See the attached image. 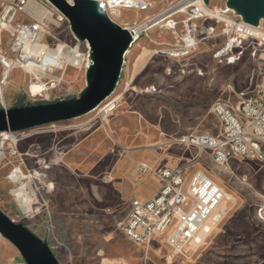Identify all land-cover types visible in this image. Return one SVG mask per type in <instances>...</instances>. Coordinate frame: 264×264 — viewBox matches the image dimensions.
Segmentation results:
<instances>
[{"label": "rangeland", "instance_id": "1", "mask_svg": "<svg viewBox=\"0 0 264 264\" xmlns=\"http://www.w3.org/2000/svg\"><path fill=\"white\" fill-rule=\"evenodd\" d=\"M150 1L153 6L147 11L121 8L120 17L111 11L109 16L129 29L180 0ZM225 4L229 6L227 0H208L206 7L219 8ZM231 8L235 11L233 18L244 20L238 9ZM185 17L175 16L176 33L163 23L140 34L125 55L120 82L109 98L119 97V103L108 114L99 116L98 108L75 119L19 131L16 146L12 141L3 143L0 137V151L4 154L0 162V209L32 231L44 227L50 232L47 209L59 221L72 217L73 224L65 234L66 242L55 252L62 264H100L103 252L113 249L111 238L117 239L119 233L124 237L116 224L118 213H112L117 200L110 172L117 152L122 150L118 141H125L137 132L151 136L153 142L160 138L162 131L179 140L192 133H218L217 119L209 107L217 99L233 96L249 86L252 52L259 39L247 35L240 47L226 50L229 37L222 33L223 24H218L217 34L202 40L198 50L188 58L179 60L161 53L180 43ZM259 25L264 28V18ZM54 33L51 31L46 39L67 44V52L77 47L67 23ZM11 38L7 31L0 34V57L9 52ZM85 49V43H81L80 52L85 53L81 68L71 64L76 59L74 55L65 54L71 63L63 72L55 74L62 81L55 88L46 89L42 96L38 94L45 88L43 82L34 84L32 77L22 71L9 74L3 82L0 63V88H4L6 99L4 105L0 99V107L78 97L87 83ZM240 50L243 53L238 59ZM182 64L186 65L185 73L181 72ZM136 73V78L129 83ZM178 143L175 152L185 157L178 164L190 163L191 171L204 170L235 197L236 203L216 223L202 245L191 247L188 256H179L172 264H264V165L241 158L231 159L226 166L220 165L209 151ZM108 150L109 155L105 156ZM22 159L24 173L32 175L24 181H30L35 192L29 210L17 200L13 190L19 184L10 178L12 169ZM37 200L44 206L40 214L31 218L25 212L38 210L34 206ZM54 226L51 235L61 240L62 228L57 223ZM62 253H66L69 263L67 258H61ZM19 262L25 261L17 247L0 234V264Z\"/></svg>", "mask_w": 264, "mask_h": 264}, {"label": "built area", "instance_id": "2", "mask_svg": "<svg viewBox=\"0 0 264 264\" xmlns=\"http://www.w3.org/2000/svg\"><path fill=\"white\" fill-rule=\"evenodd\" d=\"M30 1L45 8L56 23L47 16L40 17L31 11ZM181 1L148 16L147 20L142 22L143 25L150 23L140 31V34L147 31L149 26L163 23L175 32L177 26L175 16L178 14L186 16L183 20L184 28L180 43L161 50L164 55L179 60L188 58L198 50L202 40L217 34L218 24H223L222 33L229 37L226 50L234 46L240 47L243 37L247 35L258 38L257 47L264 50V38L250 34L244 26L249 23L233 18L232 14L235 11L226 4L207 11L205 4L200 2H185L177 6ZM101 5L108 15L112 8L147 11L153 6L150 0H104ZM208 19L210 21L205 23ZM64 23H67L72 32L69 20L48 0H0V32L7 31L12 37L9 52L3 53L0 57L3 67L2 79L5 80L16 66L23 67L33 81L43 82L45 88L38 94L42 96L46 89L55 88L62 81V78L56 77L55 74L63 72L71 63L66 53L76 58L71 64L78 68L83 66L82 55L85 56V53L80 52L81 43H85L86 46L84 51L87 52L85 57L87 60L84 67L87 69L90 63V48L87 42L80 41L72 32L77 47H72L70 52H67V44L62 45L45 38L51 31L56 35L54 31L60 30ZM253 27L264 32V28L259 24ZM137 39L134 38V43ZM242 53L240 50L238 59ZM252 54L255 57L256 71L257 67L259 71L255 93L241 100L238 110L222 100L212 104L211 110L222 125L220 134L193 133L181 140L190 146L210 151L213 159L220 165H228L233 158L257 161L264 165V57L257 59V48ZM181 67V72L185 73L186 65L182 64ZM0 99L4 105L1 89ZM111 102L114 103L112 106ZM118 103L119 100L113 97L99 107L98 115L108 114ZM16 134L17 132L4 131L0 133V137L3 143L12 141L16 146L19 142ZM122 152H126V149L122 148ZM22 164H25L23 159L12 169L10 178L13 181L24 172ZM190 165L187 163L156 168L155 174L161 180L158 192L148 200L134 198L125 217L118 222L119 229L133 240L145 245H149L153 238L159 235L177 256H188L192 246L198 248L202 245L206 239L203 234H207L208 237L213 231L208 223L210 220L217 223L216 212L227 195L224 188L204 170L191 171ZM147 169L149 167L146 164L139 167L141 171ZM38 203L39 200L34 203L38 210L23 212L34 218L41 213V207L44 206L40 203L36 206ZM47 214V225L54 234L55 226L49 209ZM49 245L55 253L64 243L58 236L53 235ZM55 255L57 257L56 253Z\"/></svg>", "mask_w": 264, "mask_h": 264}, {"label": "water", "instance_id": "3", "mask_svg": "<svg viewBox=\"0 0 264 264\" xmlns=\"http://www.w3.org/2000/svg\"><path fill=\"white\" fill-rule=\"evenodd\" d=\"M69 20L73 34L90 48L86 87L78 97L0 108V133L19 132L71 120L97 110L114 94L125 55L137 31L115 22L99 0H48ZM244 21L258 25L264 18V0H227ZM150 23V22H149ZM144 25L140 31L149 25ZM139 31V32H140ZM0 234L19 250L26 264H61L46 240L23 222L0 209Z\"/></svg>", "mask_w": 264, "mask_h": 264}, {"label": "crops", "instance_id": "4", "mask_svg": "<svg viewBox=\"0 0 264 264\" xmlns=\"http://www.w3.org/2000/svg\"><path fill=\"white\" fill-rule=\"evenodd\" d=\"M2 33L3 32H0V34ZM261 57H264V50L261 47H257V59ZM252 60L253 67L250 75L249 86L247 88L245 87L240 89L233 96L230 95L226 98H219L217 100L225 101L233 109L238 110V104L241 100L255 93L259 80V71L258 67L256 71L254 61L255 57H253V54ZM16 70L28 74L23 67L16 66L11 71L10 76ZM137 74L138 73L130 78L129 83L136 78ZM128 89L129 88L125 90L128 91ZM212 104L209 107V112L214 114L211 110ZM214 116L216 117L218 123V133L213 134H220L222 131V125L219 118L215 114ZM170 134L171 133L167 131H162L160 133V138L156 142H153L151 136L142 134V132H137L135 136L127 138L125 141H118L121 149H126V152H122V150L117 152V156L112 162V169L110 172V177H112L111 182L113 183L112 186L114 189V198L117 200V204L112 207V213L123 214L121 217L118 214L116 215L117 226L118 222L125 217L131 201L134 198L148 200L158 192L161 186V180L155 174L154 170L156 168L164 166L174 167L179 163V161L185 159L183 156L184 154L181 155L175 152V147L179 145L178 142L182 141L175 137L173 139V135ZM210 154L212 155L211 152ZM108 155L109 150L105 156ZM141 164H146L149 169L146 171L139 170ZM234 217H236V215ZM52 218L54 225L57 223L58 227L60 226V228H62V230H60L61 235L59 234L61 241L66 242L65 234L67 227L73 224L74 219H72V217H65L59 221L58 219H55L54 214ZM33 232L43 240H46L48 243L52 240L51 232L44 227ZM120 232L124 237L121 238L119 233L117 234V239L116 237H113L114 239L111 238L113 249L104 252L102 251L103 255L101 257L102 260L100 264H172L175 262L176 258L179 257L174 254L173 251L172 253L168 249L170 247L165 244L159 235L155 236L149 245H145L133 240L122 230H120ZM61 258H67L68 263L70 262L66 253H62ZM58 260L61 263L59 258ZM18 264L26 263L19 262Z\"/></svg>", "mask_w": 264, "mask_h": 264}, {"label": "bare ground", "instance_id": "5", "mask_svg": "<svg viewBox=\"0 0 264 264\" xmlns=\"http://www.w3.org/2000/svg\"><path fill=\"white\" fill-rule=\"evenodd\" d=\"M69 1H72V0H69ZM101 3L104 1V0H99ZM185 2H196V3H203L205 4V9L207 11H209L210 8L206 7V4L208 2V0H182L180 3L177 4V6H180L181 4L185 3ZM208 6V5H207ZM175 8V7H174ZM218 8V7H217ZM29 9L33 12H35L38 16L42 17V16H47L49 17V19L53 22L56 23V21L54 20V18L48 13V11L39 6L37 3L33 2V1H30L29 3ZM122 9L120 8H112V11L110 12L111 14H115L116 17H120L121 14H122ZM113 16V15H112ZM158 17H156L157 19ZM147 20L146 18L144 19V21ZM144 25L142 23H139V24H136L135 26L133 27H130L129 29L131 28H134L136 31H137V34L134 36V38H138L139 34H140V29L143 27ZM246 30L254 35V36H258V37H262L264 38V32L263 31H260L258 29H256L255 27H252L250 25H244ZM155 26L151 27L149 26L147 28L150 29V28H154ZM138 40V39H137ZM127 54V53H126ZM9 76V75H8ZM7 76V77H8ZM7 79V78H6ZM3 80V82L6 81ZM32 82L34 84H39V81H33ZM41 87V86H40ZM1 91H2V94H3V102L6 103V99H5V96H4V88L1 87L0 88ZM121 98V97H120ZM116 99H119L116 98ZM110 100V99H109ZM114 103H110V106H112ZM113 108V107H112ZM6 154V153H5ZM4 157V154L2 151H0V162L2 161ZM25 178H32V175H26L24 172H22L21 175H18L15 179H14V182H16V184L18 183L19 186L18 188L14 189L13 192L17 198V200L25 207V209L29 210L32 206V203L34 201V197H35V192L32 190L31 188V183L30 181H27L25 182L24 179ZM52 185V184H50ZM226 195H227V198L222 202V204L220 205V207L218 208L217 212H216V219H217V222H219L223 215L226 213L227 210H229L230 206H233L235 203H236V199L233 195L229 194L228 192H226ZM209 226H211L212 229L215 228L216 226V222H214L213 220H210V222L208 223ZM203 237L206 238L207 237V234H203ZM195 247V246H192V248ZM191 248V249H192Z\"/></svg>", "mask_w": 264, "mask_h": 264}, {"label": "trees", "instance_id": "6", "mask_svg": "<svg viewBox=\"0 0 264 264\" xmlns=\"http://www.w3.org/2000/svg\"><path fill=\"white\" fill-rule=\"evenodd\" d=\"M18 105H24V103L21 102V103H19Z\"/></svg>", "mask_w": 264, "mask_h": 264}]
</instances>
